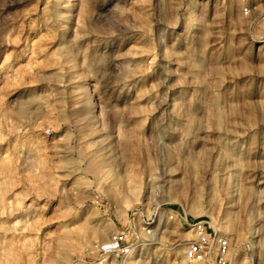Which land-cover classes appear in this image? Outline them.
Listing matches in <instances>:
<instances>
[{
	"label": "rangeland",
	"instance_id": "1",
	"mask_svg": "<svg viewBox=\"0 0 264 264\" xmlns=\"http://www.w3.org/2000/svg\"><path fill=\"white\" fill-rule=\"evenodd\" d=\"M188 222L228 240L229 264H264L258 16L0 0V264H191ZM120 231L130 253L102 263Z\"/></svg>",
	"mask_w": 264,
	"mask_h": 264
},
{
	"label": "built area",
	"instance_id": "2",
	"mask_svg": "<svg viewBox=\"0 0 264 264\" xmlns=\"http://www.w3.org/2000/svg\"><path fill=\"white\" fill-rule=\"evenodd\" d=\"M240 4L241 13L245 16L257 15L264 24V0H234ZM187 226L194 239L188 242L184 251L189 262L204 264H229L230 245L228 240L202 222H188ZM133 242L123 231L109 236L107 248L101 249L100 257L103 263L108 256L122 257L130 253Z\"/></svg>",
	"mask_w": 264,
	"mask_h": 264
},
{
	"label": "bare ground",
	"instance_id": "3",
	"mask_svg": "<svg viewBox=\"0 0 264 264\" xmlns=\"http://www.w3.org/2000/svg\"><path fill=\"white\" fill-rule=\"evenodd\" d=\"M24 108V107H23ZM24 109H26V108H24ZM21 110V109H20ZM23 111V110H22ZM21 112V111H20ZM20 114H23V113H20ZM98 165V164H97ZM87 166V165H86ZM86 170H87V172H90V173H95V172H97V170H98V166H96V165H89L88 164V166H87V168H86ZM98 235L99 236H102V235H104L103 234V231L101 230V231H98ZM189 234L187 233L186 235H185V237H189L188 236ZM191 264H196V262H192ZM198 264V263H197Z\"/></svg>",
	"mask_w": 264,
	"mask_h": 264
}]
</instances>
